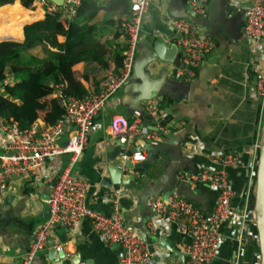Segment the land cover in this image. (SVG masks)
Segmentation results:
<instances>
[{
    "label": "crops",
    "instance_id": "obj_1",
    "mask_svg": "<svg viewBox=\"0 0 264 264\" xmlns=\"http://www.w3.org/2000/svg\"><path fill=\"white\" fill-rule=\"evenodd\" d=\"M182 1L152 0L144 19L143 38L137 55L151 53L153 42L157 40H163L168 45L175 43L173 13L183 11ZM241 12L234 7L232 0H227L226 16L220 15L217 20H211V26L202 25L204 32L216 44L193 77L176 78L168 63L150 65L153 77H161L165 70L168 72L164 79L169 85L164 90L167 93L158 95L154 100L160 101V107L167 114L166 119L172 121L170 131L175 132L182 142L183 153L179 157L178 165L182 171L209 164L208 154L213 151H233L240 154V163L229 170V177L235 193L232 198L233 205L249 216L245 225V248L242 251L238 242L230 237L234 227L224 225L225 239L210 264L261 263L255 212L259 153L250 148L261 142L264 108L255 97L254 74L249 68L251 50L244 27L236 19ZM44 17L45 14L41 19ZM106 19L109 16L105 10H101L94 21ZM25 36L26 33L21 41ZM30 52L44 56L41 47ZM108 63L109 66L104 70L110 73L114 70L115 63L111 58ZM75 68L84 70L85 65L80 63ZM9 80L11 84L16 82L12 75ZM100 83L85 82L91 90L98 88ZM49 85L52 86V83ZM139 86L140 80L131 76L94 118L88 145L75 164L74 172L92 182L93 186L88 195V204L92 208L112 214L118 202L126 221L147 236L151 250L155 252L150 264H183L181 257L169 251L160 240L165 238L178 251L184 253L187 237L170 223H158L154 226L153 223L157 220L154 210L149 207L144 209L138 204L135 192L141 186L131 183L109 188L101 184L102 177L109 175L108 165H123L127 155H130V149L142 143L141 138L123 142L110 135V122L114 115L121 114L131 119L134 110L145 106L146 103H139ZM51 97H44L42 101H48ZM38 121L44 120L39 118ZM66 138L67 135H64L61 142ZM162 140L168 141L169 138L164 136ZM189 146L194 151H188ZM143 153L147 156V151ZM69 160L70 154L65 153L51 159L48 166L59 171ZM170 160L169 154L164 156L159 173ZM125 173L129 174L131 171L126 169ZM52 184L53 181L44 178H13L1 189L0 264H19L33 239L34 230L48 216L47 198ZM178 189L192 197L205 212L212 211L217 195L209 185L195 188L178 179ZM145 227L149 228V233ZM121 253L119 244L104 241L94 229L92 221L85 218L77 228L56 226L47 247L37 254L33 264H78L89 259L95 264H120Z\"/></svg>",
    "mask_w": 264,
    "mask_h": 264
},
{
    "label": "built area",
    "instance_id": "obj_2",
    "mask_svg": "<svg viewBox=\"0 0 264 264\" xmlns=\"http://www.w3.org/2000/svg\"><path fill=\"white\" fill-rule=\"evenodd\" d=\"M211 0H189L196 15L208 16L207 6ZM44 14L62 13L61 21H68L77 14L81 0H64L59 6L51 0H35ZM152 0H131V15L122 22L121 29L126 37L122 65L117 75L103 80L98 88L83 97L66 95L65 82L52 83L55 94L64 108L62 116L53 124L36 121L29 128H21L19 123L6 119L0 112V187L4 189L13 178H44L53 181L47 198L49 213L45 221L33 232V239L24 252L19 264H33L37 254L48 245L56 224L67 228H77L80 222L89 218L94 229L106 242L117 243L122 248L120 264H150L155 256L147 236L137 227L130 225L120 210L119 203L112 214H105L88 204L92 182L74 172V166L88 145L93 121L104 109L106 103L131 78L134 62L143 38V23ZM239 11L245 10V35L251 50L249 68L254 74V93L264 108V0H232ZM250 4V6H247ZM175 43L181 53L176 62L168 63L176 78H191L196 74L201 62L215 47V40L203 30L202 25L186 17L172 19ZM159 64V63H158ZM5 83L11 84L9 78ZM0 90H2L0 86ZM160 101L149 100L144 109H136L131 119L116 114L110 122V135L123 142L136 138L151 141L162 140L169 132L172 121L160 107ZM1 109V105H0ZM151 118L157 130L143 124ZM167 123L165 124V122ZM174 122V121H173ZM182 124V123H180ZM179 124V125H180ZM178 125V124H177ZM64 135L67 138L61 142ZM259 143L251 146L258 151ZM188 151H194L191 146ZM70 154L68 164L61 170L49 168L51 159L62 154ZM133 163L146 158L143 152L127 155ZM209 164L200 165L197 171L184 170L178 175L180 182L195 188L209 185L216 192V200L211 212H205L194 200L174 192L168 199L152 198L150 205L158 223H170L178 232L187 237L184 244L185 264H210L225 239L223 226L234 229V238L243 251L246 243V223L249 216L234 206V190L230 184L229 170L240 163V154L233 151H213L208 154ZM137 176H143L137 171ZM238 226V228H236ZM78 264H88L81 261Z\"/></svg>",
    "mask_w": 264,
    "mask_h": 264
},
{
    "label": "trees",
    "instance_id": "obj_3",
    "mask_svg": "<svg viewBox=\"0 0 264 264\" xmlns=\"http://www.w3.org/2000/svg\"><path fill=\"white\" fill-rule=\"evenodd\" d=\"M34 1L0 0V9L17 4L0 13V112L21 128H29L39 118L53 124L64 113L50 83L65 82L66 95L83 97L97 89L91 90L85 82L99 84L119 73L126 46L121 25L132 10L131 0H81L77 14L65 26L62 13H47L41 19L44 11L35 8ZM101 10L109 19L95 22ZM37 47L44 56L30 52ZM110 58L115 66L109 73L104 68ZM80 63L84 70L75 68ZM10 75L14 84L5 83ZM47 96L52 97L42 101Z\"/></svg>",
    "mask_w": 264,
    "mask_h": 264
},
{
    "label": "water",
    "instance_id": "obj_4",
    "mask_svg": "<svg viewBox=\"0 0 264 264\" xmlns=\"http://www.w3.org/2000/svg\"><path fill=\"white\" fill-rule=\"evenodd\" d=\"M59 6L63 5L64 0H51ZM183 0V11L180 13H173L175 17H186L190 20L203 26H211V20H217L220 15L226 16L227 0H211L207 6L208 16L201 17L196 15V12L188 2ZM247 6H250L248 4ZM228 18V17H226ZM245 28V10H243L237 17ZM181 58V53L178 50L176 43L168 45L163 40L153 42V51L144 55H137L132 76L140 80L139 88V103L144 104L149 100L155 99L158 95L166 94L164 90L168 88L167 81H164L167 76V70L164 71L161 77H153L150 65L154 63H172ZM144 106L141 107V110ZM143 124L150 129L157 130L158 127L152 125L151 118H145ZM172 125L169 127V132L164 136L169 138L168 141L158 140L151 141L149 139H141L142 143L137 144L130 149V154L135 152L147 151L145 159L133 163L130 158H127L124 164L110 163L108 165L109 175L102 177L101 184L105 187L112 188L115 185H129L131 183L139 189L135 192L138 198V204L144 208H152L150 200L152 198L161 197L168 199V197L175 191L184 195L189 199L184 191L178 189V173L182 171L179 168V157L182 152V142L177 137L175 132L170 131ZM170 155L171 160L163 165V171L159 173L165 155ZM131 173H125V170ZM142 171L143 176H137L135 171ZM196 172L197 169H194ZM1 192V187H0ZM49 197V195H48ZM256 225L259 235V245L261 251V263L264 264V122L262 126V138L259 145L258 166H257V183H256V199H255ZM56 226L61 227L60 224ZM149 233V228L145 227ZM160 243L169 251L179 255L183 264L186 262L184 253L178 251L165 238L160 240ZM88 264H95L92 259L87 260Z\"/></svg>",
    "mask_w": 264,
    "mask_h": 264
},
{
    "label": "rangeland",
    "instance_id": "obj_5",
    "mask_svg": "<svg viewBox=\"0 0 264 264\" xmlns=\"http://www.w3.org/2000/svg\"><path fill=\"white\" fill-rule=\"evenodd\" d=\"M16 7H17V4L9 5V6H7L6 8H1V9H0V13L4 14V13H6V12H8V11H12V10L15 9ZM1 152H2V150H1Z\"/></svg>",
    "mask_w": 264,
    "mask_h": 264
},
{
    "label": "bare ground",
    "instance_id": "obj_6",
    "mask_svg": "<svg viewBox=\"0 0 264 264\" xmlns=\"http://www.w3.org/2000/svg\"><path fill=\"white\" fill-rule=\"evenodd\" d=\"M38 9H40V10H42L43 11V9L40 7V5H39V3H37V6H36Z\"/></svg>",
    "mask_w": 264,
    "mask_h": 264
}]
</instances>
